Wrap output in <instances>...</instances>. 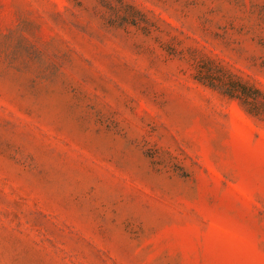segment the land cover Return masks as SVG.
I'll return each mask as SVG.
<instances>
[{"label":"rangeland","instance_id":"obj_1","mask_svg":"<svg viewBox=\"0 0 264 264\" xmlns=\"http://www.w3.org/2000/svg\"><path fill=\"white\" fill-rule=\"evenodd\" d=\"M0 264H264V0H0Z\"/></svg>","mask_w":264,"mask_h":264}]
</instances>
